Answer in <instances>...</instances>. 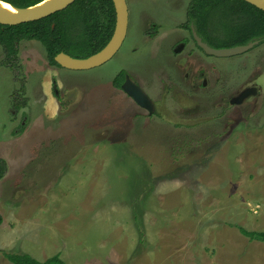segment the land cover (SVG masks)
Returning <instances> with one entry per match:
<instances>
[{"label": "rangeland", "instance_id": "rangeland-1", "mask_svg": "<svg viewBox=\"0 0 264 264\" xmlns=\"http://www.w3.org/2000/svg\"><path fill=\"white\" fill-rule=\"evenodd\" d=\"M190 1L128 0L122 49L101 66L60 71L62 108L53 119L36 88L56 67L44 46L20 42L21 57L6 68L0 45V264H13L4 253L60 254L66 264H264V240L241 232L264 231V42L217 58L219 91L195 110L175 113L186 103L171 91L163 112L149 115L111 87L121 69L138 65L130 47L149 49L139 29L145 16L159 13L160 29L171 31L179 21L170 15L180 18ZM217 19L213 29L228 36ZM162 53L138 62L160 69ZM168 71L135 74L160 100ZM66 84H77L71 102ZM242 85L259 92L237 102Z\"/></svg>", "mask_w": 264, "mask_h": 264}, {"label": "trees", "instance_id": "trees-1", "mask_svg": "<svg viewBox=\"0 0 264 264\" xmlns=\"http://www.w3.org/2000/svg\"><path fill=\"white\" fill-rule=\"evenodd\" d=\"M18 8L35 5L43 0H4ZM229 31L228 36L212 35L211 17ZM198 32L215 47L247 44L256 38L264 41V10L245 0H192L188 8ZM115 26L112 0H75L67 8L39 20L15 25L0 24V45L4 63L13 67L18 62L19 42L37 40L45 48L49 64L59 65L54 57L65 51L76 57H87L100 50L111 38ZM121 74L114 78L118 86ZM5 160L0 155V180L6 173ZM137 216L135 219L137 220ZM3 217L0 214V225ZM241 232L264 240V231ZM143 234L141 235V237ZM13 264H66L60 254L38 260L30 254L4 253Z\"/></svg>", "mask_w": 264, "mask_h": 264}, {"label": "flooded vegetation", "instance_id": "flooded-vegetation-1", "mask_svg": "<svg viewBox=\"0 0 264 264\" xmlns=\"http://www.w3.org/2000/svg\"><path fill=\"white\" fill-rule=\"evenodd\" d=\"M191 1L187 5V8H184V13L180 18L177 15L171 16L169 14L170 15L169 22L179 21L177 26L171 28L172 29L171 31L168 27L166 28V30L160 29V26L157 23V21H159V22L161 21V20H159L161 17L159 13H155V14L150 13V14H148V17L145 16V18H147V19L145 21H143V23L139 26V29H140V35H143V37L145 38V41L147 42L149 49L142 50L141 43L137 44V45L135 44L134 46L130 47L129 59L132 61L134 58L135 60H137L135 62H137L138 65L134 66L135 68H124L118 72V74H121V76H122V79H121L120 84L118 86L114 85V83H113L114 79L112 81L111 87L113 86L114 89L118 90L119 92L120 91L124 92L125 94H127V93L122 88V86L128 78L132 82L139 85L140 88L142 89V91L148 95V97L152 103V106H153L152 110L150 111L146 107L142 106L141 104L136 102L128 94H127L128 95L127 97H129L133 100V102L135 103V107H138L140 109L147 111V113L149 115H154V114L163 112L162 110H159V107H161L162 105L164 107V105L167 104V101L164 98V96L165 95L167 96V94L171 91L175 94L177 93L176 95H181L182 96L181 101H183V102H181V101L180 102L186 103L184 105H181L178 103L180 105L179 108H176L174 110V112L177 114L181 113L183 110H184V112H187V111L198 109L199 106L202 104V100H208V98H205L206 95H209L210 92L212 94L213 92L217 93V91H219L218 85H217L218 79H219L218 73H219V69L222 68L220 66L222 63L219 64L217 61V58H219L220 56H216L213 54L206 53L204 51V49L201 46H199V44L195 38V34H197L202 39V41H204L205 43H207L211 47H214V48H224V47H215V46L211 45V43H209L198 32V28H197L194 20L190 19L189 15H188V8L191 4ZM127 2H128V0H127ZM167 7H172V5L171 4L163 5V11ZM147 8H148L147 12H150V9L148 6H147ZM181 8L182 7L180 5V9ZM128 11H129V23H128V29H127L126 37L128 35L130 24H131V20H130L131 11H130V7H129V3H128ZM155 18L157 19L156 21L154 20ZM213 26L214 25H211L212 35L216 36L217 33L213 29ZM161 35H162V38H160ZM126 37H125V39H126ZM157 37L160 38L159 42L158 43H151V42H155L153 40L156 39ZM125 39H124V41H125ZM254 40L259 41L255 46L259 45L260 42H262L261 38H256ZM22 41H33V40H22ZM22 41H20V42H22ZM20 42H19V44H20ZM141 42H142V40H141ZM123 44H124V42L122 43L121 47L119 48V50L117 51V53L114 56H116L119 53L120 49H122V47H123ZM255 46L252 47L248 51H251L253 48H255ZM1 48H2V46H1ZM161 50L163 51L162 54L164 56V59H163V61L161 60V62H160L161 68L159 69V67H155V69L157 68L160 71L163 69L162 74L166 73L167 70H169L165 79H168V78L171 79V83L170 84L166 83V84L162 85V91H161L162 97L160 96L161 98H160V100H158V99H154L151 96L150 92L146 89L144 84L141 83L137 78V74L141 75L144 78H149V77L152 78L153 74H155V69L153 68L155 61L152 60V62L150 64L147 61V64H146L147 66L143 67L142 64H140L138 62L139 60L137 57L139 55L140 59H142L141 55H144L145 53H148L147 55L152 56V55H155L156 52H159ZM248 51H246L244 53H247ZM1 53L3 55V57L1 58V60H2L1 65L6 67V68H9V66L6 63H4L5 54H4L3 48H2ZM244 53H242V54H244ZM20 55H21V53L19 50L18 58L21 57ZM233 56H237V55H233ZM227 57H231V56H227ZM54 59H55V57H54ZM48 63H49V61H48ZM167 63H168V69L166 67ZM49 65L50 66H56L57 68L60 69V71L75 70V69H69V68L62 67L61 65H51V64H49ZM136 72H137V74H135ZM145 72L147 73V75H145ZM56 79H57L56 76H53V78L51 80V82H52L51 90H52V94L58 100L59 105H60V103L62 102L61 100L63 99L60 91L63 88V86H62V84L59 83L60 79L59 80L58 79L56 80ZM57 83H58V85H57ZM71 85L73 87L69 88L68 85L66 84V90H65L66 94L64 96L65 97L64 100L66 102H71V99L74 98V95H75L76 88H74V87L77 84H71ZM243 86L244 85H242L241 87H243ZM228 87H230V86L225 87V88H227L226 90H228ZM36 88L39 89V91L43 95V100H45L46 93L43 89L41 82L38 85V87H36ZM26 89H27V87H26ZM24 92L27 93L26 90ZM258 92H259L258 86H256V85L243 87L242 90L237 94L238 96L235 99V101L237 100V102H243V101H245V99L248 96L258 94ZM234 97H236V95L232 96V98L230 99L231 103L235 102L233 99ZM217 102L218 101H214V103H217ZM61 108H62V104L60 105V109ZM166 109L167 108H165V110ZM130 113H131V116L135 119L140 117V115H138L139 114L138 111H131ZM160 116H162V115L160 114Z\"/></svg>", "mask_w": 264, "mask_h": 264}, {"label": "water", "instance_id": "water-1", "mask_svg": "<svg viewBox=\"0 0 264 264\" xmlns=\"http://www.w3.org/2000/svg\"><path fill=\"white\" fill-rule=\"evenodd\" d=\"M4 1V0H3ZM75 0H43L35 5L18 8L11 3L16 10L11 15H3L0 11V24L3 25H15L29 21H35L47 17L55 12L61 11L71 5ZM115 9V26L111 38L108 43L97 52L87 57H75L64 51L59 52L55 56V61L62 67L86 70L94 67H98L114 57L119 48L121 47L126 37L128 23H129V11L127 0H112ZM248 3L264 10V0H245ZM195 38L206 53L213 54L220 57H227L233 55L242 54L252 47H254L259 41L253 40L247 44H241L231 47L214 48L195 34ZM122 88L125 92L131 96L136 102L146 107L150 111L152 110V103L148 95L142 91L139 85L132 82L129 78L124 82Z\"/></svg>", "mask_w": 264, "mask_h": 264}, {"label": "crops", "instance_id": "crops-1", "mask_svg": "<svg viewBox=\"0 0 264 264\" xmlns=\"http://www.w3.org/2000/svg\"><path fill=\"white\" fill-rule=\"evenodd\" d=\"M49 71L50 73H52L53 76H60V69L57 67L55 68L51 67ZM50 73L48 76L49 78H46L47 81L45 79V82L44 81L42 82L43 89L46 93V98L43 102V108H44L43 115L46 116L48 119H53V118H56L61 113V110H60V105H59L58 100L52 94L51 80L53 76L50 78ZM84 130H85V127H84ZM82 134H86V133L82 132Z\"/></svg>", "mask_w": 264, "mask_h": 264}, {"label": "bare ground", "instance_id": "bare-ground-1", "mask_svg": "<svg viewBox=\"0 0 264 264\" xmlns=\"http://www.w3.org/2000/svg\"><path fill=\"white\" fill-rule=\"evenodd\" d=\"M15 10L16 9L12 5L0 0V11L3 15H11L15 12Z\"/></svg>", "mask_w": 264, "mask_h": 264}]
</instances>
